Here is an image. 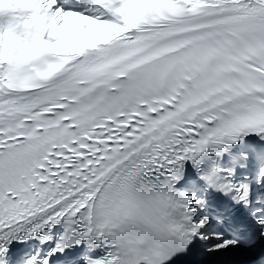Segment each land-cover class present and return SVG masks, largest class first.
I'll return each mask as SVG.
<instances>
[{
	"label": "snow or ice",
	"instance_id": "obj_1",
	"mask_svg": "<svg viewBox=\"0 0 264 264\" xmlns=\"http://www.w3.org/2000/svg\"><path fill=\"white\" fill-rule=\"evenodd\" d=\"M0 264H264V0H0Z\"/></svg>",
	"mask_w": 264,
	"mask_h": 264
}]
</instances>
